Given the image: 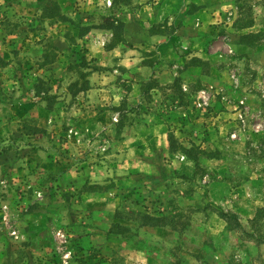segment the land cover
I'll return each instance as SVG.
<instances>
[{
  "label": "rangeland",
  "instance_id": "1",
  "mask_svg": "<svg viewBox=\"0 0 264 264\" xmlns=\"http://www.w3.org/2000/svg\"><path fill=\"white\" fill-rule=\"evenodd\" d=\"M198 1L0 0V264H263L264 0Z\"/></svg>",
  "mask_w": 264,
  "mask_h": 264
},
{
  "label": "crops",
  "instance_id": "2",
  "mask_svg": "<svg viewBox=\"0 0 264 264\" xmlns=\"http://www.w3.org/2000/svg\"><path fill=\"white\" fill-rule=\"evenodd\" d=\"M92 1H98L97 2V5H99V6H102V5H104L105 4V0H92ZM146 2L143 4V6H144V8H149V7H153V6H156L155 7V9H157V7H161V9L162 8H167L169 5H171V2H170V0H155V2L154 1H152V0H145ZM179 1H181V0H179ZM183 2H186V0H182ZM89 2H90V0H89ZM196 2L197 3H200L198 0H196ZM104 7H107L106 6V4L104 5ZM155 9H154V11H155ZM205 11L206 10H203V11H201L202 12V15H204L203 14V12L205 13ZM158 13H159V10H158ZM94 33H96V32H91V33H89L86 37H87V39H90V40H92L93 41V39H92V37H93V34ZM96 46H95V44L94 43H92L91 45H90V52L93 54V55H95V56H97V57H101L102 55H103V52L100 50V48L98 47V51H94V48H95ZM251 101V100H250ZM252 102V101H251ZM254 108V107H253ZM253 108L251 107V106H249L248 107V111H246L245 113L247 114V115H257L258 117L260 116V115H258V112L256 111V112H254L253 111ZM222 114L223 113H220V115L217 117V119H220V117H224V118H226L227 120L228 119H230V116H232V117H234V115L235 114H237V112H232V113H230V114H227V116H222ZM237 115H239V112H238V114ZM247 117V116H246ZM219 123H221V126H222V128H223V131L225 130V128H227V127H229V125L231 124V123H234L233 121H229V123H223L222 121H219ZM249 124L247 125L246 123V125H245V128H248L249 130H254L255 129V127H257L258 125L256 124L255 126H252V124H251V122L249 121L248 122ZM146 131H149V133H151V132H156V128H154V127H152V126H149V127H147V129H145ZM223 134V133H222ZM152 136H154L155 137V142H153L154 144L152 145V147H148V151H152V152H154V151H158V148L160 147V149H163V147H164V145L166 146V145H168V142H167V133L166 132H164V130H160V132H156L155 134H153ZM151 139H152V137H151ZM151 142H148L147 144H150ZM147 151V150H146ZM221 162H223V161H220V162H218V163H221ZM217 184V183H216ZM223 184H225L226 185V181H224L223 182ZM222 184V185H223ZM220 185H221V183L220 184H218V186L220 187ZM258 190V189H257ZM212 194V198H213V192H211ZM258 193V192H257ZM254 196L255 195H253L252 193H250L249 191H248V188H247V186L245 185H239V187L237 186L236 187V189H229V190H226L225 191V195L223 194V195H221V199H222V201H223V203H224V201L226 202V204H227V202L229 201V202H231V201H243V202H249V204H251L252 205V203L254 204H256L255 206H259L260 205V199L259 198H262V196H259V194H257L256 196H255V198H254ZM214 199V198H213ZM256 201H255V200ZM233 201V202H234ZM242 203V202H241ZM257 207H255V208H257ZM226 211V210H225ZM232 212H234V213H236V214H240L241 215V211H240V209H238V208H235V209H233L232 210ZM239 221H241V223L243 222V220L241 219V218H239Z\"/></svg>",
  "mask_w": 264,
  "mask_h": 264
},
{
  "label": "trees",
  "instance_id": "3",
  "mask_svg": "<svg viewBox=\"0 0 264 264\" xmlns=\"http://www.w3.org/2000/svg\"><path fill=\"white\" fill-rule=\"evenodd\" d=\"M264 206L259 208L257 213H256V216H255V220H258V218L264 214ZM221 217H223L227 223H228V226H229V229H243V226L241 224V222L239 221V218L238 216L235 214V213H228V212H221ZM264 264V262H263Z\"/></svg>",
  "mask_w": 264,
  "mask_h": 264
}]
</instances>
